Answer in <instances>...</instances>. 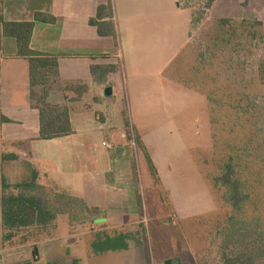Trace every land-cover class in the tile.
<instances>
[{
  "label": "rangeland",
  "instance_id": "374dc122",
  "mask_svg": "<svg viewBox=\"0 0 264 264\" xmlns=\"http://www.w3.org/2000/svg\"><path fill=\"white\" fill-rule=\"evenodd\" d=\"M96 1L93 19L101 22L93 27L104 35L95 39L73 29L76 35L66 41L99 54L85 63L95 83L80 86L97 117L105 113L108 121L104 131L99 123L85 124L76 140L90 138L92 145L79 149L82 156L118 159L119 146H126L137 213L111 214L107 223L105 210L86 211L78 199L70 207L66 200L55 210V234L39 246L41 259H34L33 247L25 258L32 264H165L174 258L222 264L209 221L232 213L221 199L226 190L214 183L219 160L238 152L251 163V184L264 183V0H217L196 27L184 6L199 15L204 0ZM25 176L16 173L18 181ZM257 193L264 201V185ZM46 195L36 199L43 204ZM99 232L132 234L129 248L96 254Z\"/></svg>",
  "mask_w": 264,
  "mask_h": 264
},
{
  "label": "crops",
  "instance_id": "0c3cea01",
  "mask_svg": "<svg viewBox=\"0 0 264 264\" xmlns=\"http://www.w3.org/2000/svg\"><path fill=\"white\" fill-rule=\"evenodd\" d=\"M96 2L0 0V252L5 253L0 262L3 261V264L30 262L25 256L26 249L32 247L34 259L40 260L39 246L50 241L59 227L56 217L50 225L16 230L12 239L4 240L7 231L3 225V181L15 186L31 182L36 174L37 185L42 189V193H34V196L43 195L44 192L50 194L46 195V198L43 197V204L39 201L42 206L56 210L58 205L66 203L61 196H67L78 199L79 202L82 200L86 207L91 209L105 210L103 212L109 216L105 214L102 217L107 223L111 214L134 216L137 213L135 192L132 190L131 164L129 160L124 159L126 146H119L122 157L118 159L112 154L101 158L92 157L90 154L82 156L79 149L90 147V138L76 140L85 124L90 127L92 123H99L98 130L104 131V124L108 121V115L105 113V119L97 117L99 111L94 107L91 109L90 97L82 92L80 86L95 83L89 72L90 67L85 63L99 54L89 46L72 45V41H66L68 37L76 35L73 29L81 31L85 37L99 36L93 26L101 20L93 19L95 14L91 8ZM74 6H81L82 12L77 13L78 9ZM37 12L50 14L58 19L56 24H36L31 49L60 56V77L51 83L52 89L47 102L52 107L69 109L73 129L72 135L54 140L39 138L38 96L42 94L43 89L31 86L29 62L18 57L16 40L4 37L2 33V22H31ZM69 21L73 24L69 25ZM85 21H88V24L93 21L92 25L89 24L92 27L87 29L89 26L84 25ZM69 28L71 32L67 34ZM76 61H82L85 65L81 67L72 64ZM69 86L75 87L72 92H67ZM77 91L79 94L75 93ZM102 146L108 150L115 148L107 142H103ZM99 165H103L102 169ZM19 169L25 171L24 181L16 179ZM65 223L69 227L67 222ZM70 228L67 235L71 236L75 228ZM25 240L29 243L24 244ZM18 241L23 244L17 245ZM15 258L18 260L13 261ZM22 258L23 261H20Z\"/></svg>",
  "mask_w": 264,
  "mask_h": 264
},
{
  "label": "trees",
  "instance_id": "16d2710c",
  "mask_svg": "<svg viewBox=\"0 0 264 264\" xmlns=\"http://www.w3.org/2000/svg\"><path fill=\"white\" fill-rule=\"evenodd\" d=\"M217 0H204L197 10L190 5L184 7L193 11L191 25L203 22L211 13ZM194 9V10H193ZM58 19L50 14L37 12L31 22H2L4 37L14 38L17 42L18 57L29 62L31 86L41 87L42 94L38 96L40 136L41 140H54L73 134L70 112L68 108L52 107L48 98L52 89L51 83L60 77V56L35 52L31 49V41L37 23L56 24ZM98 25V24H96ZM258 25H262L259 23ZM100 35H104L99 31ZM101 70V68H98ZM74 86H69L67 92H72ZM79 90V88H76ZM79 94V91L75 92ZM81 94V93H80ZM137 142V139H136ZM244 158V156L242 155ZM219 158V157H218ZM218 164L220 174L214 183L219 192H224L221 199L232 208V213L224 220L214 221V231L211 234L212 243L217 248L219 261L222 264H258L264 262V201L258 190L264 183L257 181V187L251 184V163L241 159L238 152L222 157ZM36 191V192H34ZM41 191V192H40ZM34 193H42L37 185V175L32 181L11 186L3 181V225L4 240L13 238L14 231L33 226H46L56 220V211L42 206ZM67 205L72 207L73 198L61 196ZM79 202V201H78ZM84 207H86L84 205ZM99 212L86 207V211ZM132 234L110 236L99 232L93 243L96 254L110 251H121L129 248ZM79 261L75 260L74 264ZM13 264H32V262H17Z\"/></svg>",
  "mask_w": 264,
  "mask_h": 264
},
{
  "label": "water",
  "instance_id": "95a60500",
  "mask_svg": "<svg viewBox=\"0 0 264 264\" xmlns=\"http://www.w3.org/2000/svg\"><path fill=\"white\" fill-rule=\"evenodd\" d=\"M108 96H112V93L110 92ZM165 264H182L180 258H174V259H169L165 262Z\"/></svg>",
  "mask_w": 264,
  "mask_h": 264
},
{
  "label": "built area",
  "instance_id": "2783aa9c",
  "mask_svg": "<svg viewBox=\"0 0 264 264\" xmlns=\"http://www.w3.org/2000/svg\"><path fill=\"white\" fill-rule=\"evenodd\" d=\"M104 146L108 147V148H112L110 145L108 144H104ZM5 254V253H4ZM3 252H0V259L2 258V256L4 255Z\"/></svg>",
  "mask_w": 264,
  "mask_h": 264
}]
</instances>
